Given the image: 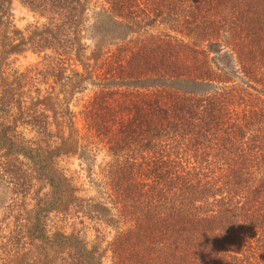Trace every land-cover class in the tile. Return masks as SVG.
Instances as JSON below:
<instances>
[{
    "label": "trees",
    "instance_id": "trees-1",
    "mask_svg": "<svg viewBox=\"0 0 264 264\" xmlns=\"http://www.w3.org/2000/svg\"><path fill=\"white\" fill-rule=\"evenodd\" d=\"M19 1L45 22L23 32L0 0V56L41 53L48 88L25 100L31 76L2 77L0 111H16L0 147L46 181V207L67 189L55 158L74 155L100 198L75 208L113 229L111 264H264V0ZM85 83L82 132L69 98ZM16 124L30 145L8 135Z\"/></svg>",
    "mask_w": 264,
    "mask_h": 264
},
{
    "label": "rangeland",
    "instance_id": "rangeland-1",
    "mask_svg": "<svg viewBox=\"0 0 264 264\" xmlns=\"http://www.w3.org/2000/svg\"><path fill=\"white\" fill-rule=\"evenodd\" d=\"M11 22L17 29L27 32L33 26L41 25L45 19L30 11L19 0H12ZM150 33H153L152 29L143 35L148 36ZM45 62L41 53L30 50L0 56V95L3 93L2 77L11 79L21 72L31 76L23 77L20 81L24 99L33 96L36 88L40 95H44L48 86L38 73L44 70ZM83 86L82 91H76L69 98L74 124L82 132V106L97 91L89 83ZM36 110L40 112L43 108L38 106ZM15 111L13 109L11 115ZM11 115L7 116L0 111L1 126L10 123ZM7 133L27 145L37 137L33 128L22 124H16ZM101 159L100 152L96 162ZM54 168L63 178L67 189L57 207L48 209L46 202L49 200L50 187L46 181L34 171L27 159L7 154L0 147V264H84L71 245L53 243L62 234L70 233L79 237L87 248H94L101 257V264H111L109 242L113 229L75 208L80 198L100 199L94 184L97 176H88L85 164L70 154L55 158ZM41 234L45 236L44 239L40 238Z\"/></svg>",
    "mask_w": 264,
    "mask_h": 264
}]
</instances>
